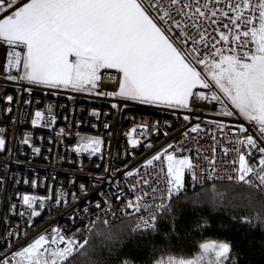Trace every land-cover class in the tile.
Masks as SVG:
<instances>
[{
  "label": "snow or ice",
  "instance_id": "1",
  "mask_svg": "<svg viewBox=\"0 0 264 264\" xmlns=\"http://www.w3.org/2000/svg\"><path fill=\"white\" fill-rule=\"evenodd\" d=\"M173 10L187 17L191 24L176 20ZM200 19L216 25L213 29L217 33L215 38H208L207 30L198 22ZM189 28L202 29L199 43L189 35ZM0 42L11 49L6 55L8 75L5 78L26 84L23 90L28 93L33 87L62 89L187 112L195 111L191 107L194 97L213 104L214 108L218 105L219 111L212 114L222 119L207 122L216 125L226 143L235 145L231 149H222L225 156L229 151L236 153L229 162L231 167L225 169L227 179L264 188V0H238L235 4L232 0H206L203 5L199 0H167V6L165 0H24L22 3L21 0H0ZM106 69H114L119 74L118 91L100 90L102 70ZM6 99L11 102L13 97L9 95ZM120 107L112 104L114 109ZM91 115L98 118L100 113L94 109ZM229 118L239 122L228 123ZM183 119L191 122L192 117L184 115ZM200 119L196 117L197 121ZM55 120L49 106L47 119L44 112L37 110L31 123L35 126L44 121L50 126ZM245 122L251 127H246ZM104 127L110 125L105 122ZM190 131H202L201 123L192 125ZM57 135L64 136L65 130L61 128ZM128 135V143L133 148L140 145L131 133ZM212 138L215 140V136ZM23 143L29 144V139L26 137ZM5 146V139L0 136V151H4ZM102 146L101 137L78 134L73 150L92 156L100 153ZM145 146H150V142ZM212 150L215 152V147ZM32 151L39 153L40 149L33 147ZM189 151L170 142L163 150L146 158L144 166L158 162L164 178L163 186L151 188L152 195L147 201L144 199L149 196L147 191L133 199L117 197L122 202L117 211L124 215L141 213L142 209L147 213L137 217L134 232L158 231V221L171 213L173 198L184 188L185 174H191L196 182L198 168L201 172L199 180L207 174L214 203H223V193L217 192L213 182L223 179L217 174L214 157L207 168H201L191 155L184 154ZM197 152L199 154V149ZM134 174L138 176L139 169L125 173L128 177ZM152 179L155 178L145 179L144 185H150ZM254 181H258V185ZM4 182L0 177V187ZM31 183L35 186L37 181ZM138 183L139 180L134 182L132 188L135 189ZM79 189L86 194L84 184H80ZM17 195L30 218L40 216L46 197L27 193ZM69 195L76 199L75 193ZM51 199L49 211L54 205L68 204L64 193ZM16 207L10 202L8 210L16 215ZM112 208L113 204L107 200L97 202L91 211L88 207L83 208L88 214L87 224L83 225L86 229L83 240L76 236L81 228L69 231L52 227L10 256L0 259V264H72V258L77 254L86 255L88 237L96 220L102 219L108 226L109 217L116 216ZM149 208L153 211L149 212ZM79 211L73 209L70 214L73 223L79 220ZM24 214V211L19 212L21 217ZM254 219L264 225V216L258 212L254 213ZM241 221L252 224L253 218L242 216ZM170 226L175 231V217L171 218ZM8 235L6 247H10L11 239L18 238L21 232L17 230ZM108 238H114L111 231ZM200 248V255L195 259L169 256L155 264H205V261L207 264H235L229 242L207 240ZM121 264L131 262L122 260Z\"/></svg>",
  "mask_w": 264,
  "mask_h": 264
},
{
  "label": "built area",
  "instance_id": "2",
  "mask_svg": "<svg viewBox=\"0 0 264 264\" xmlns=\"http://www.w3.org/2000/svg\"><path fill=\"white\" fill-rule=\"evenodd\" d=\"M22 2L24 0H21ZM237 2L238 0H232L233 4ZM205 3L206 0H199L200 5ZM165 6H167V0H165ZM172 15L178 21L191 24L187 17L180 16L175 10ZM198 22L207 30L210 40L217 36V33L213 31L216 25H211L203 19ZM201 30L188 29L189 35L195 37L198 43ZM10 50L7 45L0 42V136H3L6 141L5 150L0 151V177L5 181L0 187V259L10 256L12 252L52 227L59 226L69 231L81 228L76 236L83 240L86 233L83 225L87 224L88 215L83 212V208L88 207L91 211L95 209L97 202L107 200L113 204L112 210L116 212V216L109 217L110 224L133 218L135 225L137 217L147 213L142 209L141 213L133 212L132 215H124L123 212L117 211L122 204L117 197L128 200L133 199L134 196H141L147 191L149 196L144 197L147 201L152 195V187L163 186L164 178L161 176L158 162H154L152 166H144V161L158 150H163L170 142L177 147L188 148L190 151L184 154L191 155L201 168H207L209 160L214 157L217 174L223 176L222 180L213 181L214 183H235L227 179L228 172L225 169L231 167L229 162L236 153L229 151L225 156L222 151L224 147L231 149L235 145L226 143L222 134L217 131L216 125L207 122L222 119L212 114L214 111H219L218 105L214 108L213 104L194 97L191 107L195 111L187 112L165 106L123 101L118 97L89 95L62 89L33 87L32 92L28 93L23 90L27 87L26 84L5 78L8 75L5 68L6 55ZM201 50L203 51L204 48L202 47ZM13 74H16L15 71ZM119 81L120 76L116 70H102L100 90L118 91ZM204 91L207 93V90ZM9 95L13 97L11 102L6 99ZM25 101H31V103ZM114 103L121 105L119 110L112 108ZM49 106H51V114L56 117L55 122L46 126V123L42 121L41 124L34 126L31 121L35 111L44 112L47 119ZM94 109L100 113L98 118L91 115ZM184 115H190L191 122L185 121ZM66 116L67 120L64 119ZM197 116L201 118L200 121L196 120ZM78 121L80 123H77ZM105 122L110 125L109 128L104 127ZM198 122L201 123L202 131L192 133L190 127ZM226 122L234 124L239 121L229 118ZM245 126L251 127L246 122ZM61 128L65 130L64 136L57 135ZM133 129L135 132L132 131ZM186 130H188L187 135L182 136ZM129 133L140 141V145L133 148L128 143ZM78 134L101 137L103 140L101 152L92 156L88 153L77 154L73 148L77 143ZM26 137L29 139V144L23 143ZM149 142L150 146L146 147L145 145ZM33 147L39 148L40 152L34 153ZM213 147L215 152L212 150ZM134 168L139 169L138 176L125 175L127 171ZM196 176L198 180L193 182L191 174L188 173L190 189H199L211 184L206 173L203 180H199L201 176L199 168L196 170ZM150 178L155 179H152L150 185H144L143 181ZM25 180L29 183H24ZM33 180L37 181L35 186L31 183ZM137 180L139 183L133 189L132 185ZM258 183L254 181V184L258 185ZM80 184L86 186V194L80 191ZM245 186L264 195V188ZM18 193L47 198L45 208L40 210V216L29 217ZM59 193L65 194L67 206L54 205L49 211L48 206L52 204L51 198ZM70 193L76 194L75 200L69 195ZM155 195L159 202V194ZM10 202L17 206L16 215L8 210ZM77 208L80 210L79 220L73 223L70 214ZM21 211L25 212L23 217L19 215ZM148 211L151 212L153 209L149 208ZM100 215L103 216V213L101 212ZM5 217H7L6 220ZM92 218L95 220V216ZM100 223H103L102 219L96 220L95 227ZM17 230L21 232V235L18 238H12L11 246L6 247L9 240L8 234L15 233Z\"/></svg>",
  "mask_w": 264,
  "mask_h": 264
},
{
  "label": "trees",
  "instance_id": "3",
  "mask_svg": "<svg viewBox=\"0 0 264 264\" xmlns=\"http://www.w3.org/2000/svg\"><path fill=\"white\" fill-rule=\"evenodd\" d=\"M215 185L223 193V203H214L211 184L192 190L186 178L172 201L171 213L159 220L154 233L134 232L133 218L108 226L100 223L91 233L86 255L77 254L72 264H121L122 260L155 264L169 256L188 260L200 255V245L207 240L229 242L235 264H264V225L254 219L257 212L264 216V195L242 183ZM242 216L253 218V223L242 222ZM172 217L175 231L170 226ZM109 231L113 239L108 238Z\"/></svg>",
  "mask_w": 264,
  "mask_h": 264
},
{
  "label": "rangeland",
  "instance_id": "4",
  "mask_svg": "<svg viewBox=\"0 0 264 264\" xmlns=\"http://www.w3.org/2000/svg\"><path fill=\"white\" fill-rule=\"evenodd\" d=\"M187 175H188V173H186V174H185V177H184V186H185V181H186V178L188 177ZM197 257H198V256H197ZM195 258H196V257H195ZM195 258H192V259H195ZM166 259H167V258H166ZM205 264H207V262H206V261H205Z\"/></svg>",
  "mask_w": 264,
  "mask_h": 264
},
{
  "label": "crops",
  "instance_id": "5",
  "mask_svg": "<svg viewBox=\"0 0 264 264\" xmlns=\"http://www.w3.org/2000/svg\"><path fill=\"white\" fill-rule=\"evenodd\" d=\"M188 176V175H187ZM188 178V177H187Z\"/></svg>",
  "mask_w": 264,
  "mask_h": 264
}]
</instances>
